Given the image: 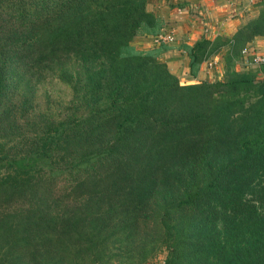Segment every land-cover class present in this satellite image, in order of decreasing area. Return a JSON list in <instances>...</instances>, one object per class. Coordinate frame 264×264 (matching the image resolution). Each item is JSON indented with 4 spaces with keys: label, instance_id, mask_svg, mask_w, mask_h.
<instances>
[{
    "label": "trees",
    "instance_id": "16d2710c",
    "mask_svg": "<svg viewBox=\"0 0 264 264\" xmlns=\"http://www.w3.org/2000/svg\"><path fill=\"white\" fill-rule=\"evenodd\" d=\"M148 2L0 0V264H264V63L235 69L264 0L229 38L142 51ZM174 50L222 78L180 83ZM49 78L65 104H39Z\"/></svg>",
    "mask_w": 264,
    "mask_h": 264
},
{
    "label": "crops",
    "instance_id": "0c3cea01",
    "mask_svg": "<svg viewBox=\"0 0 264 264\" xmlns=\"http://www.w3.org/2000/svg\"><path fill=\"white\" fill-rule=\"evenodd\" d=\"M168 1L171 8L175 7L171 13H167L168 16L165 15V10H161L162 14H157L154 11L150 12L163 20L164 30H162V34L172 35L174 40L171 45L177 47L183 42L192 44L202 36L209 39L216 36L229 38L239 25L256 16L257 8L254 4L259 0ZM146 39L154 43L152 48L156 46V38L146 37ZM260 40L257 39L253 43L252 50L259 46ZM169 53L178 54L179 61L184 64V69L188 72L187 57L184 55L181 58L182 53L177 50L169 51ZM163 61L167 63V60L164 59ZM204 81L213 82L211 80Z\"/></svg>",
    "mask_w": 264,
    "mask_h": 264
},
{
    "label": "rangeland",
    "instance_id": "374dc122",
    "mask_svg": "<svg viewBox=\"0 0 264 264\" xmlns=\"http://www.w3.org/2000/svg\"><path fill=\"white\" fill-rule=\"evenodd\" d=\"M157 6H159V8H157ZM170 6L171 5L169 4L168 0H151L148 2L147 10L149 12L154 11L157 14H162L161 10H165V15L168 16L167 13L169 12L171 13L173 9ZM155 9H159V10H155ZM163 35L168 36L169 34H163ZM156 40L157 39H155V41ZM156 42H157L156 45H158L159 42L158 41ZM165 43L167 45L173 44V42H165ZM133 44L136 49L142 51L152 49V46L154 45V43L152 41L147 40L146 37L135 38ZM249 52H252L257 56L264 58V39L260 40L259 46L254 51L251 50ZM183 56L184 54H182L181 58H183ZM249 58L250 56L247 54L242 55V59L239 62H237L235 69L237 71H243L250 65L258 66L257 64L249 63L251 61V59ZM164 59L165 61L167 60L168 64L163 61ZM159 61L166 63L170 71L175 76H177L180 83L182 84H193L197 81H204V80L217 81L222 78V74L224 70L223 69L224 63L221 54L206 61L202 65L198 73L197 79L195 80L190 79V77L188 76L189 74L187 70L184 69L185 68L184 64L181 61H179L178 54L167 52L160 57ZM70 97H71V93L69 88L66 87L64 84H62L61 82H59L56 78H49L43 85L39 86L38 88L37 98L39 104L42 107H45L47 105L46 104L47 98L50 100L51 105L59 106L60 104H65L70 99ZM165 256L166 253L163 251L159 253L158 256L153 258V260H151L149 264H164Z\"/></svg>",
    "mask_w": 264,
    "mask_h": 264
},
{
    "label": "built area",
    "instance_id": "2783aa9c",
    "mask_svg": "<svg viewBox=\"0 0 264 264\" xmlns=\"http://www.w3.org/2000/svg\"><path fill=\"white\" fill-rule=\"evenodd\" d=\"M157 40L156 41H163V42H173L174 38L172 35H160L158 38H156ZM251 51V50H250ZM243 55L247 54V55H250V54H253L252 52H249V50L245 49L243 52ZM253 62L254 63H264V58L260 57V56H255L254 59H253Z\"/></svg>",
    "mask_w": 264,
    "mask_h": 264
}]
</instances>
